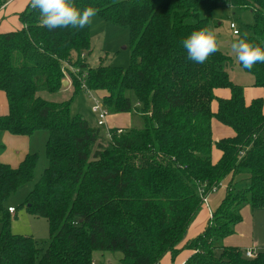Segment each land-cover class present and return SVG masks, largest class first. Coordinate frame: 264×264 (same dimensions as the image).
<instances>
[{
  "label": "trees",
  "instance_id": "16d2710c",
  "mask_svg": "<svg viewBox=\"0 0 264 264\" xmlns=\"http://www.w3.org/2000/svg\"><path fill=\"white\" fill-rule=\"evenodd\" d=\"M8 1L0 0V10ZM74 3L130 32L131 64L93 68L91 24L50 31L30 4L18 16L22 28L0 33V91L9 109L0 115V137L48 134V165L21 208L49 223L46 250L12 232L17 209L8 202L34 180L39 155L17 168L0 164V264H94L98 253H120V264H160L185 250L192 251L185 264H264V252L249 259L224 245L245 207L264 209V97L248 103L247 87L229 70L238 63L251 87L264 91V63L248 70L220 49L196 63L182 44L229 8L252 13L247 39L264 48V0ZM67 78L74 94L103 92L108 113L130 115L132 126L106 133L72 115L71 101L39 97L62 91ZM214 122L233 135L215 141ZM224 182L226 196L203 233L181 246L205 198Z\"/></svg>",
  "mask_w": 264,
  "mask_h": 264
},
{
  "label": "rangeland",
  "instance_id": "374dc122",
  "mask_svg": "<svg viewBox=\"0 0 264 264\" xmlns=\"http://www.w3.org/2000/svg\"><path fill=\"white\" fill-rule=\"evenodd\" d=\"M19 16V15H18ZM17 15L11 16L18 18ZM254 18L250 11L234 12L229 8H221L216 10L211 16V28L217 32V39L219 49L224 53L230 55L235 60V54L231 51V44L237 38L234 36L233 30L231 29V23H235L237 29L244 35V33L250 34L249 25L253 24ZM217 23H222L220 26ZM91 37H92V48L93 54L89 57L90 64L93 68L98 67L100 64L104 66H114L127 68L131 64L133 45L131 43L130 32L127 29L116 27L110 23L102 20L98 13L93 17L91 23ZM69 64V67L73 70L76 67ZM230 75L232 80L239 85L251 87L253 78L246 74L238 63L231 66ZM70 83L71 91L59 92L55 94H50L47 92L40 93V97L49 102L61 103L65 101H71V112L72 115L80 114L84 115L88 119L92 127L97 125V115L93 113L92 107L96 100H101L100 94L98 92H87L85 87L82 88L80 92L74 94V89L72 86V79H66ZM250 86V87H249ZM249 100L251 101L256 96H264L263 90L257 88H251L248 90ZM227 93V92H224ZM1 111V108H0ZM112 115V114H110ZM131 119V118H130ZM129 117L121 116L119 119V124H122L123 120L126 121V126H132ZM222 126V125H220ZM225 128L224 126H222ZM104 132L110 131L109 127H102ZM228 133L232 134V131L225 128ZM107 136V135H106ZM221 136L220 130L214 128V137L217 138ZM231 136V135H230ZM228 137V136H225ZM224 138V137H223ZM221 139V138H220ZM48 140V134L44 131H39L32 136L28 144L29 150L31 148L32 153H37L39 155V164L35 173L34 180L18 190L14 194L8 205H12L17 209V218L12 224V232L17 235L34 237L37 241V245L40 249L46 250L49 246V223L44 218L34 217L22 209L21 206L24 204L26 197L33 190L35 184L42 177L44 170L48 165V160L46 158V142ZM4 145V143H3ZM21 146L20 144H10V146L4 145L3 150L7 149L8 152L0 150V164L1 161L5 160L7 163L16 162L15 155L22 153L23 150L27 149V146ZM30 151V152H31ZM5 163V164H7ZM224 192L223 190H221ZM221 192V193H222ZM16 212V211H15ZM11 213V214H15ZM0 215V220H1ZM2 229V224L0 221V232ZM182 243L181 246H184ZM122 255L120 253H98L95 256L94 264H120Z\"/></svg>",
  "mask_w": 264,
  "mask_h": 264
},
{
  "label": "crops",
  "instance_id": "0c3cea01",
  "mask_svg": "<svg viewBox=\"0 0 264 264\" xmlns=\"http://www.w3.org/2000/svg\"><path fill=\"white\" fill-rule=\"evenodd\" d=\"M29 4H30V0H9L0 10V33L16 31L22 28V25L19 21V17L12 18L11 16L20 15V13H22L27 9ZM218 24L220 26L222 23H217V25ZM88 61L90 63L91 60ZM251 88L252 87L246 88V99L248 103H250L253 100L252 99L250 101L248 95L249 93L248 90ZM71 90L72 88H70V83H69V86L63 88V90L60 92H65V91L67 92ZM98 93L100 94V98H103V96L105 95L103 92H98ZM218 95L227 98L229 97V92L220 91L218 92ZM258 97H264V96H258ZM258 97L256 96L255 98ZM0 108H1L0 115L6 116L9 114L8 101L6 98V94L3 91H0ZM121 116L129 117V119L131 118L130 115L128 114L109 115L107 121L108 127L128 128V126H126V121L124 120L122 124H119V119ZM96 126L98 127V125ZM215 127H217L221 132V136L217 138L214 137L215 141H218L222 137L233 135V133L232 134L228 133L226 129L220 126V124L217 122H214L213 124V128ZM31 140L32 137L14 136L9 133H5L0 137V145L4 147V145L10 146V144L16 143V144H20L22 147L23 146L25 147L26 142H30ZM26 146H27L26 150H23L22 153L15 155L16 162L7 163L5 160H3L1 161L2 164L7 163V165L12 166L13 168H17L21 164V162L25 159V157L28 154L32 153L31 148L29 150L28 144ZM3 151L5 152L4 154L8 152L7 149ZM215 156L216 159L219 158V154L215 153ZM226 188H227V182H224L218 187V190L215 193H212L208 197L207 203H204V206L202 207L197 217L193 221L192 225L190 226V229L188 231L184 243L197 238L199 235L203 233L206 226L208 225V222L212 218L213 212L219 208L222 201L224 200L226 196ZM221 190H223L224 192H222ZM10 207L13 206L10 205ZM242 217H243V221L236 227V233L233 236L227 238L224 241V245L226 247L241 248L243 251L252 249L255 250L257 253L264 252V209H252L250 206H247L242 210ZM191 255H192V251L189 250L182 251L180 255L175 259V261H173L171 255H167L160 264H185Z\"/></svg>",
  "mask_w": 264,
  "mask_h": 264
},
{
  "label": "clouds",
  "instance_id": "9594fccd",
  "mask_svg": "<svg viewBox=\"0 0 264 264\" xmlns=\"http://www.w3.org/2000/svg\"><path fill=\"white\" fill-rule=\"evenodd\" d=\"M30 5L33 10L39 11L41 25L50 31L69 27L83 29L97 15L96 8L88 6L81 10L74 0H30ZM247 36V33L243 37L237 34L231 44V51L245 69L251 70L255 64L264 63V48L250 42ZM182 44L188 59L196 63H204L209 56L219 51L217 32L207 26L192 31Z\"/></svg>",
  "mask_w": 264,
  "mask_h": 264
},
{
  "label": "built area",
  "instance_id": "2783aa9c",
  "mask_svg": "<svg viewBox=\"0 0 264 264\" xmlns=\"http://www.w3.org/2000/svg\"><path fill=\"white\" fill-rule=\"evenodd\" d=\"M230 27L233 30V34L235 36H237V34H239V30L237 29L235 23H231ZM72 71L74 73H77L78 72V70H76V69H73ZM92 111H93L94 114L97 115V125H98V127H101V128L102 127H106V126L108 127L107 121H108V117H109L110 114L108 113V110L104 107L103 102H102V99L95 101V104L92 107ZM217 190H218V188H215L212 193H215ZM208 197L205 198L204 203H207ZM9 212L14 213L15 212V209L14 208H9ZM257 254L258 253L255 250H252V249L245 251V256L247 258H249V259L255 258Z\"/></svg>",
  "mask_w": 264,
  "mask_h": 264
},
{
  "label": "water",
  "instance_id": "95a60500",
  "mask_svg": "<svg viewBox=\"0 0 264 264\" xmlns=\"http://www.w3.org/2000/svg\"><path fill=\"white\" fill-rule=\"evenodd\" d=\"M69 86V82L68 81H64L63 82V87L65 88V87H68Z\"/></svg>",
  "mask_w": 264,
  "mask_h": 264
},
{
  "label": "bare ground",
  "instance_id": "6f19581e",
  "mask_svg": "<svg viewBox=\"0 0 264 264\" xmlns=\"http://www.w3.org/2000/svg\"><path fill=\"white\" fill-rule=\"evenodd\" d=\"M219 144V143H218Z\"/></svg>",
  "mask_w": 264,
  "mask_h": 264
}]
</instances>
